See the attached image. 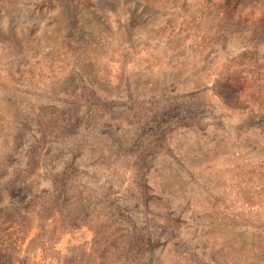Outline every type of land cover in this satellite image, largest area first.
Instances as JSON below:
<instances>
[{"label":"rangeland","instance_id":"rangeland-1","mask_svg":"<svg viewBox=\"0 0 264 264\" xmlns=\"http://www.w3.org/2000/svg\"><path fill=\"white\" fill-rule=\"evenodd\" d=\"M0 264H264V0H0Z\"/></svg>","mask_w":264,"mask_h":264}]
</instances>
